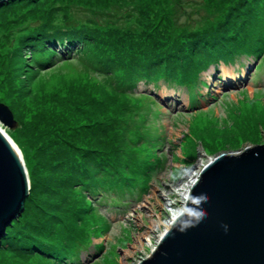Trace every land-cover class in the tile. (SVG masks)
Listing matches in <instances>:
<instances>
[{
  "label": "rangeland",
  "instance_id": "1",
  "mask_svg": "<svg viewBox=\"0 0 264 264\" xmlns=\"http://www.w3.org/2000/svg\"><path fill=\"white\" fill-rule=\"evenodd\" d=\"M190 1L18 0L8 8L0 7V103L9 108L16 122L13 129L3 128L21 153L30 185L23 212L0 240V264H48L29 251L25 263L16 259L13 243L7 239L16 226L27 224L30 211L36 212V208L49 212L54 220L52 231L46 226L50 233L44 237L57 234V218L67 204L76 216L74 225L68 222L70 232L81 231L90 240V246L79 252L78 261L67 264H138L150 256L171 217L184 210L178 190L193 174H199L218 154L233 155L264 144V52L256 60L238 57L240 67L233 71L237 80L230 86L220 85V65L202 71L199 81L203 85L190 97L186 90H169L161 81L158 87L140 82L133 91L118 89L117 73L96 72L88 56L62 59L40 69L21 45L35 25L64 18L74 21L66 11L72 6L99 14L110 11L117 18L137 12L139 16L126 20V27L148 26L145 30H149L158 26L162 32L174 34L191 24L193 14L204 23L223 20L219 13L234 3L197 0L204 4L201 8ZM180 3L189 9L177 11ZM260 45L263 50V43ZM67 145L112 155L120 166L128 158L134 173L145 166L153 171L149 176L136 173L137 180L144 181L140 183L143 191L123 199V205L103 203L94 209L88 197L83 199L87 212L81 213L76 187H58L56 161L65 155ZM83 157L79 152L76 158ZM46 189L53 192L48 194ZM55 192L60 204V209L55 206L60 212L57 216L53 208H46ZM72 197L75 201H69Z\"/></svg>",
  "mask_w": 264,
  "mask_h": 264
},
{
  "label": "trees",
  "instance_id": "2",
  "mask_svg": "<svg viewBox=\"0 0 264 264\" xmlns=\"http://www.w3.org/2000/svg\"><path fill=\"white\" fill-rule=\"evenodd\" d=\"M13 1L15 3L18 0ZM11 2L2 8L14 5ZM189 3L204 7L197 0ZM233 4H236L234 8ZM177 7V11L189 9L182 3ZM66 11L75 18L74 21L66 18L57 23L45 21L33 26L23 36L21 45L26 50L25 54L40 69L62 59L73 57L72 59L80 60L88 56L96 72L106 76L117 73L115 78L119 80V84L115 87L121 90L133 91L140 82L146 85L152 83L158 87V82L161 81L167 88L178 87L194 97V89L203 84L199 81L201 72L212 64L215 65L219 60L232 62L241 55L256 60L264 52L260 45L262 42L264 46V0H234L229 9H223L219 13L223 18L221 21L209 19L204 23L193 14L189 19L191 24L180 27L174 34L167 30L162 32L163 29L158 26L149 30H145L148 26L143 29L139 26L126 27V20L139 16L137 12L117 18L110 11L99 14L91 9L85 12L80 8L77 11L73 6ZM90 15L88 20L86 17ZM204 25L207 26L201 29ZM79 152L84 154L83 160L76 158ZM61 156L62 159L56 161V173L60 179L58 187H76L75 192L79 193L76 199L80 200L83 207L81 213L87 212L83 199L88 197L92 199L94 209L103 203L123 205V199L135 197L143 191L140 183L144 181L139 182L136 173L139 172V177L149 176L153 171L150 166H145L143 170L139 169L134 173L132 168L135 167L128 158L120 166L112 155L73 146L67 147L65 155L63 153ZM123 171H129V174ZM46 191L48 194L53 192L49 189ZM57 194L58 192L53 193V201L46 207L48 211L53 208L55 216L60 214L55 208L60 205L56 199ZM74 199L72 197L69 201ZM62 210L61 215L64 213V217L58 216L56 222L57 227L59 225V228L56 227L57 234L51 232L49 238L44 236L50 233L45 231L46 226L51 231L53 228L51 214L39 208H36V212L30 211L32 214L27 224L23 227L16 226L14 234L7 239L13 243L11 248L16 259L25 263V254L29 251L36 253L48 264L78 261L79 252L90 246V240L81 231L75 230L76 235L70 232L67 225L70 221L71 224L76 221L75 212L68 204ZM45 218H51V221Z\"/></svg>",
  "mask_w": 264,
  "mask_h": 264
},
{
  "label": "water",
  "instance_id": "3",
  "mask_svg": "<svg viewBox=\"0 0 264 264\" xmlns=\"http://www.w3.org/2000/svg\"><path fill=\"white\" fill-rule=\"evenodd\" d=\"M13 0H0V7ZM0 123L13 129L0 103ZM30 185L20 151L0 130V240ZM138 264H264V144L218 154L199 172L185 208Z\"/></svg>",
  "mask_w": 264,
  "mask_h": 264
},
{
  "label": "bare ground",
  "instance_id": "4",
  "mask_svg": "<svg viewBox=\"0 0 264 264\" xmlns=\"http://www.w3.org/2000/svg\"><path fill=\"white\" fill-rule=\"evenodd\" d=\"M229 70H231V71H229ZM234 68H226V67H221V76H222V82L223 83H225L226 84V86L228 85V86H230V85H232V83L235 81V80H237L236 79V76L234 77ZM0 130L4 133V134H6V132H5V129L3 128V125L0 123ZM212 161V160H211ZM203 168V167H202ZM201 168V169H202ZM198 175L199 174H193V176L190 178V181L188 182V183H186L185 185H184V187H180V189L178 190L179 192H181L182 193V197H183V203H184V205L186 204V201H187V199H188V197H189V191H190V188H191V186L196 182V180L198 179ZM175 193V192H174ZM172 195V194H171ZM174 195H176V194H174ZM180 196H181V194H179ZM175 205V204H174ZM183 211V210H182ZM182 211L180 212V213H182ZM180 213L178 214H174L172 217H171V219L168 221V223H167V227H166V229L168 230V228L173 224V222L175 221V219L180 215ZM166 230V231H167ZM163 235V234H162ZM161 235V236H162ZM160 239V238H159Z\"/></svg>",
  "mask_w": 264,
  "mask_h": 264
}]
</instances>
